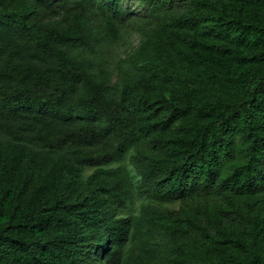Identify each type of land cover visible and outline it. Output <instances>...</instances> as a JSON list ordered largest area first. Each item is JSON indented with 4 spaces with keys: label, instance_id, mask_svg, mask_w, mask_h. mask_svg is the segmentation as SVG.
<instances>
[{
    "label": "trees",
    "instance_id": "1",
    "mask_svg": "<svg viewBox=\"0 0 264 264\" xmlns=\"http://www.w3.org/2000/svg\"><path fill=\"white\" fill-rule=\"evenodd\" d=\"M68 1L0 0V24L39 61L0 44V264L122 263L132 219L118 213L135 184L110 164L134 148L155 195L180 202L148 217L179 238L161 264H262L264 0H149L160 22L117 93L68 50L90 44L96 0H73L65 24L36 14ZM84 164L94 167L87 178Z\"/></svg>",
    "mask_w": 264,
    "mask_h": 264
},
{
    "label": "rangeland",
    "instance_id": "2",
    "mask_svg": "<svg viewBox=\"0 0 264 264\" xmlns=\"http://www.w3.org/2000/svg\"><path fill=\"white\" fill-rule=\"evenodd\" d=\"M90 15V44H81L70 48L69 54L82 61L92 72L106 77L113 93H117L120 84V73L127 71L134 74L131 63L132 54L142 44L148 34L158 26L160 17L149 0H96L87 6ZM75 11L73 0L67 3L48 7L41 3L36 14L46 23L65 24ZM114 17L118 36L114 37L105 22L103 12ZM0 44L14 53L18 60L29 63H39L32 54L28 40L18 37L3 24H0ZM5 56V55H4ZM8 137V129L0 126V138ZM31 143L42 144L41 134L32 132ZM114 143L96 142L82 145L81 153L96 155ZM112 166H124L134 180V197L127 200L120 208L118 216L131 218L129 237L125 245L123 260L120 264H161L164 258L170 257L177 246L179 238H173L166 230V223L155 224L149 228L150 211L175 210L180 207L179 201H162L155 195L156 182L147 179L143 165L138 157L137 149H132L128 156ZM94 167L81 165V176L87 178ZM76 172L74 171L73 174ZM169 220V219H165ZM95 241H91L93 251ZM96 253H94L95 255ZM95 258V256L93 257ZM264 264V261L262 262Z\"/></svg>",
    "mask_w": 264,
    "mask_h": 264
}]
</instances>
